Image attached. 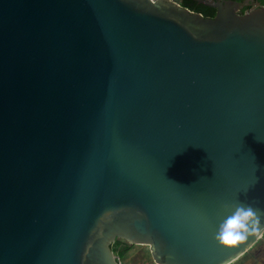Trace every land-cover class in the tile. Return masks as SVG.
<instances>
[{
  "label": "water",
  "instance_id": "water-1",
  "mask_svg": "<svg viewBox=\"0 0 264 264\" xmlns=\"http://www.w3.org/2000/svg\"><path fill=\"white\" fill-rule=\"evenodd\" d=\"M0 0V264H233L264 211V7Z\"/></svg>",
  "mask_w": 264,
  "mask_h": 264
},
{
  "label": "clouds",
  "instance_id": "clouds-1",
  "mask_svg": "<svg viewBox=\"0 0 264 264\" xmlns=\"http://www.w3.org/2000/svg\"><path fill=\"white\" fill-rule=\"evenodd\" d=\"M264 235V211L237 203L220 224L216 240L225 247L238 245L249 237Z\"/></svg>",
  "mask_w": 264,
  "mask_h": 264
},
{
  "label": "crops",
  "instance_id": "crops-1",
  "mask_svg": "<svg viewBox=\"0 0 264 264\" xmlns=\"http://www.w3.org/2000/svg\"><path fill=\"white\" fill-rule=\"evenodd\" d=\"M124 259L129 264H155L150 256V252L144 254L135 250L134 253L129 252L125 254ZM233 264H264V236L249 252Z\"/></svg>",
  "mask_w": 264,
  "mask_h": 264
},
{
  "label": "flooded vegetation",
  "instance_id": "flooded-vegetation-1",
  "mask_svg": "<svg viewBox=\"0 0 264 264\" xmlns=\"http://www.w3.org/2000/svg\"><path fill=\"white\" fill-rule=\"evenodd\" d=\"M185 1L186 0H182V5H184ZM189 1L196 4L201 9L208 11L211 15L214 14V17H215L217 13L216 8L207 6L203 3L197 2L196 0H189ZM227 1H235L239 4V10L237 11V14L239 15H245L246 13H249L259 7H264V0H227Z\"/></svg>",
  "mask_w": 264,
  "mask_h": 264
},
{
  "label": "trees",
  "instance_id": "trees-1",
  "mask_svg": "<svg viewBox=\"0 0 264 264\" xmlns=\"http://www.w3.org/2000/svg\"><path fill=\"white\" fill-rule=\"evenodd\" d=\"M185 7L189 8L191 11L201 13L206 18H213L214 14L211 15L208 11L201 9L196 4L190 2L189 0H186L184 5ZM128 244H123L121 241H117L116 244L113 246V250L116 255H119L120 257L124 258L126 251L129 249Z\"/></svg>",
  "mask_w": 264,
  "mask_h": 264
},
{
  "label": "rangeland",
  "instance_id": "rangeland-1",
  "mask_svg": "<svg viewBox=\"0 0 264 264\" xmlns=\"http://www.w3.org/2000/svg\"><path fill=\"white\" fill-rule=\"evenodd\" d=\"M121 243H123V244H127L126 242H124V241H121ZM128 250L126 251V254L127 253H134V251L136 250V251H138L139 253L140 252H142V253H144V254H148V248L147 247H143V246H130L129 244H128ZM151 256V255H150Z\"/></svg>",
  "mask_w": 264,
  "mask_h": 264
},
{
  "label": "built area",
  "instance_id": "built-area-1",
  "mask_svg": "<svg viewBox=\"0 0 264 264\" xmlns=\"http://www.w3.org/2000/svg\"><path fill=\"white\" fill-rule=\"evenodd\" d=\"M116 260L118 264H129L124 258L120 257L119 255H116Z\"/></svg>",
  "mask_w": 264,
  "mask_h": 264
}]
</instances>
